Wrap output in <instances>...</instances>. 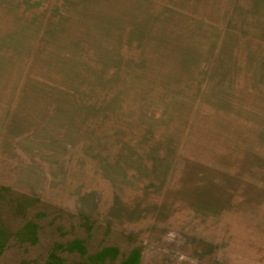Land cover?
<instances>
[{"label":"rangeland","instance_id":"rangeland-1","mask_svg":"<svg viewBox=\"0 0 264 264\" xmlns=\"http://www.w3.org/2000/svg\"><path fill=\"white\" fill-rule=\"evenodd\" d=\"M0 264H264V0H0Z\"/></svg>","mask_w":264,"mask_h":264}]
</instances>
